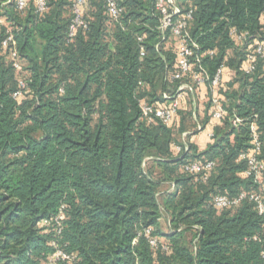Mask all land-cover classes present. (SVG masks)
Returning <instances> with one entry per match:
<instances>
[{
  "label": "trees",
  "instance_id": "1",
  "mask_svg": "<svg viewBox=\"0 0 264 264\" xmlns=\"http://www.w3.org/2000/svg\"><path fill=\"white\" fill-rule=\"evenodd\" d=\"M14 1L0 0V264H264V215L254 203L211 204L218 194H264V169L259 184L239 159L254 124L264 164V59L244 72L247 53L264 45V0H177L192 10L195 70L210 81L224 68L216 96L225 113L201 151L189 138L209 117L197 125L195 103L178 108L177 127L142 117V100L162 106L182 82L170 80L177 39L162 40L155 0H118L117 20L103 0H86V27L71 38L73 0H46L43 13ZM7 30L19 72L1 45ZM193 160L214 162L205 181L183 170ZM164 183L171 189L160 191ZM58 251L67 258L50 261Z\"/></svg>",
  "mask_w": 264,
  "mask_h": 264
},
{
  "label": "built area",
  "instance_id": "2",
  "mask_svg": "<svg viewBox=\"0 0 264 264\" xmlns=\"http://www.w3.org/2000/svg\"><path fill=\"white\" fill-rule=\"evenodd\" d=\"M32 2L35 12L43 13L47 9L46 0H15V7L18 11H22L26 8L29 2ZM104 8L106 14L110 17L111 20H117L121 14V8L119 7L118 0H103ZM86 7V0H73L72 5V18L69 24L68 37L71 38L77 31V29L86 27V22L83 18L84 8ZM155 9L159 13V21L157 29L162 35V40L167 42V37H174L177 39V60H176V69L170 75V80L182 81L177 87L174 95L170 96L166 93L162 94V99L164 100L162 106L158 105L157 102L148 103L145 100L140 102V108L142 117L145 118L148 122H151L155 119L160 120L165 125H172L174 120V115L177 112L180 102L184 99L186 93L192 92L195 86L206 83L210 90L211 96L209 99L210 102V111L209 116L211 119L219 120L225 110L222 105V101L219 96H216V89L220 83L223 67H220L214 77L209 81L208 75L201 68L195 70L194 66L197 64L198 59H193L192 55V46L189 45L186 40V28L188 21L191 18L192 10L182 11V8L177 4V0H155ZM230 34L236 36V39L239 44L243 43L245 35H238L234 29L230 30ZM140 40V38H138ZM165 42V43H166ZM4 49H8V59L12 62L14 69L19 72L22 68V60L19 58L16 49L13 46L14 41L12 34L7 30L6 37L2 40L1 43ZM142 55L143 49L140 48ZM256 57H261L264 59V45L256 44L253 48L247 53L245 60L244 72L249 73L254 68V63ZM190 78V80L184 81L183 79ZM27 93L25 89V83L23 79H18V90L13 94L14 99L20 100ZM238 119L233 121V124L237 123ZM201 127L198 125L197 129ZM251 143L252 148L240 154L239 159L246 161L247 168L244 171L246 176L253 175L257 182L261 183V174L264 169V164L257 158V154L260 151V145L258 142V133L254 124H251ZM209 137H212V133L209 134ZM176 153H179L181 147L178 145L173 146ZM214 166L213 161L208 160H193L188 161L184 164L183 170L187 173L193 175H199L201 181H205L209 176L212 168ZM262 187V185H261ZM248 199L252 201L255 205V209L259 214L264 215V194L258 193L255 191H243L240 192L237 197L230 198L227 195L218 194L212 197L211 204L217 209H227L231 206L238 205L242 200ZM60 217V216H58ZM145 235H151V229L148 228L145 230ZM149 243L151 246L157 245V239L150 236ZM67 258L60 251L53 254L49 260L53 261L57 258Z\"/></svg>",
  "mask_w": 264,
  "mask_h": 264
},
{
  "label": "crops",
  "instance_id": "3",
  "mask_svg": "<svg viewBox=\"0 0 264 264\" xmlns=\"http://www.w3.org/2000/svg\"><path fill=\"white\" fill-rule=\"evenodd\" d=\"M226 72V71H225ZM227 74H229V71L227 72ZM208 86L207 84H201L199 86H195L194 90L192 92H188L186 93L184 99L180 102V105H179V110L180 109H186L187 106H188V103L190 102V105H194L195 103V106L197 107V118H196V114L194 115V121L196 122V124H200L199 123V117H205L206 115L209 117L208 118V121L207 123L204 125L203 128H201L200 130H196V132L194 133H191V136L189 138L190 142H192L194 145L197 146L198 150L201 151L203 150L206 145L211 141V137H209V134L212 133V129H213V126L216 125L218 122V120H214V119H211L210 116H209V111H210V104H209V93H208ZM202 90H207V95H208V101H207V105H208V108H207V105L205 106L204 110L202 109V111H200L198 109V106L196 105V100L198 99L197 97V91H200V93L202 92ZM196 92V93H195ZM205 92V93H206ZM204 93V91H203ZM206 95V97H207ZM197 98V99H196ZM178 120H179V115H178V111L175 113L174 115V122H176V124H174L175 127H177L178 125ZM186 133H189V132H183L181 135H180V138L183 140V137H185ZM174 150V148H173ZM175 152V150H174Z\"/></svg>",
  "mask_w": 264,
  "mask_h": 264
},
{
  "label": "rangeland",
  "instance_id": "4",
  "mask_svg": "<svg viewBox=\"0 0 264 264\" xmlns=\"http://www.w3.org/2000/svg\"><path fill=\"white\" fill-rule=\"evenodd\" d=\"M85 9V8H84ZM86 10V9H85ZM187 80H190V78H187ZM203 91H204V93H203ZM207 91V90H206ZM205 90H202V92L200 93V91H197V97H198V99L196 100L197 102H196V105L198 106V109L200 110V111H202V109L204 110V108H205V106L207 105V101H208V95H207V92H206ZM206 92V93H205ZM196 93V92H195ZM206 95H207V97H206ZM211 96V93H210V95H209V97ZM191 105H190V102L188 103V106H187V108L188 107H190ZM204 117H199V122L203 119ZM188 120L185 122V124L187 125L188 124ZM189 125L191 126V123L189 122ZM176 139L177 140H180L179 139V137H177L176 136ZM150 165V164H149ZM160 191H163V190H170L171 189V186L170 185H168L167 183H164V184H162L161 186H160ZM160 225H161V229L162 230H166L167 229V226H168V219H167V217L165 216V214L163 213L162 214V218H161V221H160ZM190 238H191V232L190 231H188L186 234H185V240H186V242H188L189 243V240H190Z\"/></svg>",
  "mask_w": 264,
  "mask_h": 264
}]
</instances>
